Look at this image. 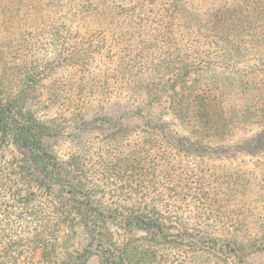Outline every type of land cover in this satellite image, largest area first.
<instances>
[{
	"label": "trees",
	"instance_id": "1",
	"mask_svg": "<svg viewBox=\"0 0 264 264\" xmlns=\"http://www.w3.org/2000/svg\"><path fill=\"white\" fill-rule=\"evenodd\" d=\"M89 1L93 9L108 10L116 16L117 21H112L119 29L116 47L88 45L78 49L75 46L8 45L3 52V59L13 58L17 65H24L23 68L28 71H35L31 72L38 77L35 82L44 81L50 73L64 69L69 75L65 79L66 86L61 89L58 85H47L46 93L55 105L72 106L78 113H82L89 103L92 106V100L98 99L97 104H101L104 99L112 98L113 94L114 97L126 98L130 102H133L136 97L142 98L141 105L134 106L130 103L132 108L129 106L130 110H125L118 116L108 117L105 115V110L102 113L96 110V116L93 118L100 123V134L105 140L99 148V152H102L99 154L100 160L104 162L101 166L103 168L105 165L109 166L104 172L112 177V180L121 182L123 178L128 177L135 179L138 183H144L149 181L147 179L153 177L155 173L158 181L165 184L169 177L167 172L162 171L166 158L163 153L159 157L160 163L154 167L149 159L150 154L142 156L141 151L139 155L135 154L137 151L134 149L129 150L131 145L126 144L125 140L131 130L126 121L131 118L139 119L146 127H144L146 129L144 135L154 139L160 138V135L168 137V133L171 132L167 133L164 130L170 123H176L182 129V134L178 138L177 146L173 147L175 156L184 152L193 158L200 157L207 151L219 149L214 148L216 145L211 144L212 141H219L220 146L225 145L226 138L236 129V124L228 125L224 122L227 118L222 119L221 115L224 113L226 116L229 110L225 104L235 101L238 113L236 122L239 125L252 128L258 123L264 127V112L260 111L264 107L263 51L260 53V59L255 60L257 64H243V68L231 71L232 76L226 80H212L210 85H206L210 88L208 93L205 91L198 93L193 90L181 92V94L175 92L178 98L172 101V96H176H170L171 103L175 105L169 109L168 121L163 118L166 115L157 114L156 110L167 93L166 89H174L175 82L178 81L177 73L181 74L182 66L173 67L174 64L171 63L174 60L176 64L188 63L187 69L192 70L193 61L199 59L200 55H204L197 64L198 71H194L199 72L210 66L222 64L219 59L237 61L240 56L256 53V50L261 47V42H258L257 38L262 36H252V31L264 27V0L228 2L223 0L213 8L198 14L199 17L191 16L189 5L181 0L179 5H174L172 12L169 11L168 0L165 2L167 5L158 4L157 0L155 4L154 0ZM33 4V0H0V13H6L4 8L16 12L24 9L29 12ZM165 6H167L166 15L163 16L161 8ZM170 12L171 15L167 16ZM148 14L155 17L160 15L157 18L161 20L155 27H152L151 21L147 20ZM145 29L148 32L141 36L139 32ZM175 29L177 33L185 31L184 35L179 36L182 39L179 43L181 47L179 46L177 51L175 49L181 55L159 58L155 50L148 47L146 58L150 57L143 59L140 51L133 52V49L138 48L137 44L143 43L142 47L145 48L146 44L152 42L156 32L165 36L166 33H172ZM149 30L154 31L149 32ZM137 31L141 39H137L135 45L122 43L124 37L129 34L134 35ZM250 35L251 39L241 42L244 37ZM121 44L123 46L120 47ZM42 50L53 51L52 59L37 64L38 61L34 55ZM112 50L117 53V56L115 59L110 58L107 66L106 63L96 62L97 57L99 61H103L102 59L108 57ZM194 55L198 58L194 59ZM191 57L193 60H190ZM138 64H142L144 68L141 72L138 70ZM3 66H6V62ZM91 68H96L97 71H91ZM73 73H77L78 77L70 82V78H73L70 76ZM167 74H172L174 77L165 79ZM108 75L116 84L112 90H104L102 87L104 83L101 82ZM28 77L24 76L23 83ZM188 78L187 81H189ZM228 84L231 86V92L224 95L223 91ZM137 90H140L138 94ZM108 94L111 97H108ZM116 104L118 103H113V105ZM221 104H224L223 110ZM22 107L23 103L17 97L0 100V150L10 149L13 153L11 160L5 163H2L0 159V264H69L63 255L62 246L65 241L60 240L59 237L67 215L64 216L63 211H60L59 205L67 204L78 212H83L84 215L89 210L96 211L94 198L90 196L91 190L82 180L84 168H76L71 162L60 163L54 156L50 142L52 138L59 135L58 129L52 125L37 122L32 116L23 112ZM82 114L84 116V113ZM153 121L158 125L154 124V127L150 128ZM263 127L259 128L260 131L255 136L243 138L241 145L248 151L263 154ZM173 154L171 149V155ZM254 169L259 170L260 175H264V160L255 164ZM195 170H189L185 174V179L182 177L181 170L176 169L174 174L175 182L188 183L187 189L183 192L184 196L190 198L185 210L178 203L170 205L171 208L162 206L161 209L165 213L159 214L155 204L142 206L138 202L134 207L136 212L131 211L133 216L125 224L126 227L132 225L136 230L147 232L155 230L156 233L164 236L166 235L164 229H167L166 223L184 221L185 218L180 216L179 212H188L189 217L194 215L198 218L205 215L206 219L216 218L219 208L214 204L216 201L213 200V196L216 195L217 186H212L214 181L210 180V176L206 174L201 176ZM251 173H248L247 177L243 175L242 178L228 176L226 184L243 188L257 184L263 188L264 184H260L261 177L253 178L251 176L254 173ZM224 182L225 179L220 184H225ZM135 189L131 187L127 191L130 198ZM136 191L138 192L137 189ZM176 193L180 194L181 191ZM261 208L264 210V204ZM237 224L239 226L232 224V230L238 231L237 229L246 227V220H241ZM183 232L187 233L186 230ZM236 239L234 236L222 239L227 250L226 256L236 264H248L240 256V252L246 246L242 242L243 245L237 243ZM245 239L248 244L258 243L264 248L262 236L257 238L249 236ZM37 250H40V259L34 261L33 255Z\"/></svg>",
	"mask_w": 264,
	"mask_h": 264
},
{
	"label": "rangeland",
	"instance_id": "2",
	"mask_svg": "<svg viewBox=\"0 0 264 264\" xmlns=\"http://www.w3.org/2000/svg\"><path fill=\"white\" fill-rule=\"evenodd\" d=\"M33 1V7L29 12L24 9L16 12L4 8L6 13H0V100L4 101L17 97L23 103V112L32 116L37 122L56 127L59 135L52 138L50 142L56 159L60 163L67 164V162H71L76 168H84L82 170V180L91 190L90 196L94 198L96 211L89 210L83 215V212H78L67 204L61 203L59 205L60 211H63L64 216L67 215V219H64L59 232L60 240L65 241L62 248L66 262L69 264H236L235 261L227 258V250L222 241L223 238L234 236L238 239H236L237 243H243L246 246L240 252V256L246 263L264 264L263 246L260 247L258 243L248 244L245 239L249 236H255V238L262 236L264 238V210L261 208L264 204V186L262 188V186L256 184L243 188L238 185L226 184L228 176L242 178L243 175L247 177L248 173L252 174L251 172L254 173L251 177L260 176V184H264V175H260V171L254 169L255 164L264 160V153H253L241 145L243 138L255 136L263 125L257 123L252 128L239 125L236 122L238 113L235 101L225 104L229 110L226 116L224 113L221 115L223 116L222 119L227 118L224 122L228 125L236 124V129L232 135L226 138L225 145L220 146L219 141H212L211 144L216 145L214 148L219 149L207 151L202 156L193 158L184 152L179 156H175L176 152L173 147L177 146L178 138L182 134V129L176 123H170L169 127L164 130L167 133L168 131L171 132L168 133V137L160 135V138L154 139L153 137L147 138V135H144L146 127L139 119L131 118L126 121L129 123L128 126L131 130L125 140L126 144L131 145L129 150L134 149V151H137L135 154L139 155L141 151L142 156L150 154L149 159L154 167L160 163L159 157L163 153L166 158L163 162L162 171L167 172L169 177L165 184L158 181L159 179L155 173L153 177L147 179L149 181L144 183H138L135 179L128 177H122L121 182L116 181V179L112 180V177L104 172L109 166L105 165L104 168L101 166L104 162L100 160L99 154L102 152H99V148L102 147L105 140L100 134V123L93 120V118L96 116V110L101 113L105 110V115L108 117L118 116L121 112L130 110V103H133L134 106L141 105L142 98L136 97L133 102H130L126 98L114 97L113 94L112 98L104 99L101 104H97L98 99L92 100L94 108L89 103L82 111L83 116L82 113L75 111L72 106L55 105L46 93L45 86L47 85H58L61 89L66 86L67 80L65 79L69 75L64 69L50 73L47 78H44V81L35 82L38 77L31 74L35 71H28L23 68L24 65H17L13 58L3 59V52H5L8 45L25 44L47 47L75 46L78 49H83L88 45H109L113 48L118 43L119 29L112 21H117V18L112 15L113 12L108 10L98 11L93 9L89 0ZM181 1L189 5L191 16L197 15L199 17L198 14L213 8L223 0ZM228 1L231 0H226V2ZM165 2L167 0H157L158 4L167 5ZM168 2L170 4L169 11L171 12L174 5L181 3L180 0H168ZM153 3L155 4L156 0ZM166 8L167 6L161 8L163 16L166 15ZM171 12L167 16L171 15ZM148 15L147 20L151 21L152 27H155L157 22L161 20V18H157L160 15L156 17L152 14ZM155 29L158 30L159 28ZM153 31L149 30V32ZM146 32H148L147 29L141 30L139 33L142 36ZM184 33L185 31L177 33L175 29L172 33L169 32L165 36H161L156 32L152 42L146 44L145 48L142 47L143 43L137 44L138 48L133 49V52L135 50L140 51V56L143 59H148L150 56L146 58V55L149 51L148 47H151L159 58L164 56L172 58L179 54L176 52L182 40L179 36L184 35ZM259 35L262 36V38H257L258 42H261V47L256 50V53L240 56L237 61H225L226 58L224 60L219 59L222 64L194 72L198 71L197 64L200 63V59L204 55H200L199 59L193 61L192 70L187 69L188 63L176 64L174 60L171 64H174L173 67L181 65V74L177 73L178 81L175 82L174 89H166L168 95H164L161 104L156 108L157 114L166 115L163 118L166 121L169 120V109L175 105L171 103L170 96H176H172V101L178 98L175 92L181 94V92L193 90L198 93L203 91L208 93L210 88L206 85H210L212 80H226V78L232 76L231 71L243 68V64H257L258 62L255 60L260 59V53L264 52V27L252 31V36ZM124 38V42H122L124 45L127 43L135 45L141 39L138 36V31L134 35L129 34ZM248 39H251V35L244 37L241 42L244 43ZM167 48L168 50H166ZM52 52L42 50L35 53L37 64L51 60ZM116 56L117 53L112 50L108 57L102 59L103 61H99L97 57L96 62L106 63L107 66L109 59H115ZM153 58L155 59L154 55ZM183 58L187 60L186 57ZM196 58L198 56L194 55V59ZM190 60H193V58L191 57ZM5 62L6 66H3ZM137 67L140 72L144 69L142 64H138ZM90 70L97 71L96 68ZM172 74H167L165 79L174 77ZM25 75L29 77L23 83ZM70 77L73 78H70L69 81L73 82L78 74L73 73ZM187 78L189 81H187ZM113 81L110 75L104 78L101 82L104 83L102 85L104 90H112L113 86L116 85ZM138 92L140 90H137V94ZM229 92H231L230 84L227 85L223 94L227 95ZM108 97H111V95L108 94ZM114 102L118 104L113 105ZM221 105L223 110L224 104ZM260 111L264 112V107ZM231 120L232 123H230ZM154 124H156L155 121L150 125V128H153ZM179 144L182 145V143ZM171 149H173V155H171ZM12 155L10 149L0 150L2 163L11 160ZM177 162L179 164L176 165ZM176 169L181 170L183 179L186 178L185 174L191 169H196L195 171L201 176H204V174L210 176V180L214 181L212 186H217V189H215L216 195L213 196V200L216 201L214 204L219 208L217 217L207 219L205 215L198 218L194 215L189 217L188 212H179V215L185 218L184 221L166 223L167 229H164L166 232L164 236L156 233L155 230L147 232L140 229L136 230L132 225L126 227L125 224L133 216L131 211L136 212L134 207L137 206L138 202L142 206L155 204L159 214L165 213L161 209L162 206L171 208L170 205L178 203L185 210V206L190 201L188 196L183 195L188 183L185 181L175 182ZM224 179L225 184H220ZM131 187L134 189L136 187L138 192L135 189L130 198L127 191ZM180 191V194L176 193ZM136 195L138 197H135ZM244 219L247 228L242 227L237 229L238 231L232 230V224L239 226L237 223ZM183 230H186L187 233H184ZM259 249L260 251H258ZM39 259L40 250H37L33 255V260L38 261Z\"/></svg>",
	"mask_w": 264,
	"mask_h": 264
}]
</instances>
